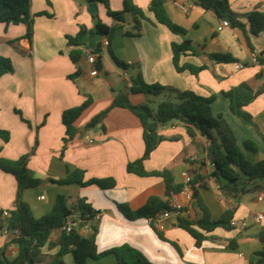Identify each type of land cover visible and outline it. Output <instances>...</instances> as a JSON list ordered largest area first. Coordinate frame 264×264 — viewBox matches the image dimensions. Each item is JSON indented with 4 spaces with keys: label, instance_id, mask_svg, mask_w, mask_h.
Instances as JSON below:
<instances>
[{
    "label": "crops",
    "instance_id": "crops-1",
    "mask_svg": "<svg viewBox=\"0 0 264 264\" xmlns=\"http://www.w3.org/2000/svg\"><path fill=\"white\" fill-rule=\"evenodd\" d=\"M115 11L123 9V0H108ZM146 12L151 22L143 23L141 37L124 35L125 40L105 47L104 37L92 36L96 20L88 10V4L80 0H31V11L35 18L32 44L26 38L25 25L0 23V56L9 58L14 72L0 78V129L10 132V140L0 139V158L19 160L28 156L27 169L32 178L42 180L34 188L25 189L22 200L27 202L35 216L49 214L59 194L68 198L69 206L79 199H85L94 210L102 212L96 237L99 252H105L122 245L139 250L155 264H249L255 254L263 249L255 238L264 229V201L259 193L264 182H255L260 187L238 199L224 196L214 178L210 177L212 165L198 164L205 160L206 138L197 136L194 140L181 123H170L161 128L165 137L150 158L144 162L149 173L170 170L175 184L182 185L183 175L198 170L207 176L206 188H200V196L213 220L219 219L228 209H236L234 230L217 228L208 234L202 248L178 226L176 214L161 220L158 228L167 239L159 238L150 219L130 221L120 212L117 204H127L137 210L150 197L157 196L172 204H181L186 216L200 219L201 212L181 194L171 198L166 195V183L159 176H137L129 174L127 164L142 158L145 152L143 128L140 120L129 110L116 108L109 112L103 123L94 129L85 126L102 111L109 108L117 92L124 91L112 85L111 92L102 94L99 90L101 71L104 70L103 53L113 48L115 56L129 65L124 70L128 79L142 75L147 83H159L181 91L190 90L204 97L216 95L212 104L215 115L221 114L233 131L243 154L252 162L264 159V93L255 98L247 107L255 126L244 123L231 110L230 100L224 96L233 88L247 84L253 90L264 88V75L251 61L252 55L264 57V31L253 35L249 16L255 11L264 13V0H228L230 10L243 27H224L222 19L214 10H205L191 0H166L165 7L172 20L187 30V36L175 35L162 25H154L152 13L148 11L151 0H133ZM184 6V9L181 8ZM103 3H98L100 20L111 26L113 21ZM85 34L79 39L78 49L95 52L101 49L102 70L91 77V65L83 57L74 64L69 56L72 49L67 37H77L81 29ZM134 40V42L127 41ZM191 40L199 52L230 54L236 62L215 63L204 55L185 56L181 63L197 66L208 65L198 75L189 72L178 73L172 61V43ZM252 45V47L249 45ZM243 64V68H238ZM133 68L135 73H129ZM80 70L74 80L69 79ZM98 85H97V84ZM128 85V84H127ZM128 89H130L128 87ZM127 89V90H128ZM92 104L77 119L74 126L79 134L64 150L66 127L62 121L65 110L80 106L88 98ZM102 98V99H101ZM151 96L143 93L130 95L133 104H146ZM103 127L105 129H103ZM95 141L89 145L84 136ZM178 137V140L173 138ZM247 140L255 142L257 152L245 148ZM85 171V180L114 178L116 187L101 189L95 185L82 187L77 184L57 185L50 180L67 177L69 172ZM19 198L16 178L0 168V210H14ZM263 216L256 222L257 216ZM0 218V252L9 261L19 255L17 240H8L3 233ZM246 222V226L241 223ZM63 228L54 230L41 248L47 260L60 250V235ZM84 234L86 232L84 231ZM87 235V234H86ZM237 240L235 248L228 247ZM177 244L178 249L172 245ZM69 264H76L72 255ZM86 264H118L114 255L97 260L89 259Z\"/></svg>",
    "mask_w": 264,
    "mask_h": 264
},
{
    "label": "trees",
    "instance_id": "trees-1",
    "mask_svg": "<svg viewBox=\"0 0 264 264\" xmlns=\"http://www.w3.org/2000/svg\"><path fill=\"white\" fill-rule=\"evenodd\" d=\"M97 3H103L108 11V15L116 21L115 25H107L103 23L99 15L93 14L96 25L90 31L92 36H101L107 38L111 43L116 28L123 27L128 24V29L124 32L127 37L138 38L142 35L143 23L151 22L147 17L143 8L136 5L133 0H123V9L121 11H111L108 0H94ZM197 6L205 10H215L220 19L226 20L235 27H243L238 22L230 10L228 0H191ZM166 0H151L148 11L152 13L154 25H162L175 35L187 36V30L175 23L170 17L165 7ZM38 15L31 11V0H0V23L7 25H25L27 28L26 38L32 44L34 35L35 18ZM250 30L253 35H259L264 31V13L255 11L249 16ZM82 28L77 37H67L68 45L76 47L72 49L69 56L74 64H77L83 57L84 51L78 49L81 44L79 39L85 34ZM249 45H252L249 42ZM172 61L175 70L178 73L189 72L192 75H198L202 71L208 69V65L197 66L191 63H181L185 56L204 55L215 63L236 62L230 54H217L199 52L193 45V42L184 39L181 43H172ZM110 54L114 62L123 69H128L129 65L120 61L109 48ZM101 59V49L95 52ZM264 56V54H263ZM14 72V67L9 58L0 56V78L5 74ZM80 70L76 74L70 76L69 79L74 80L75 76L80 75ZM133 86L125 91L116 93L114 100L109 108L102 111L94 117L86 126V129H94L98 124L103 123L109 112L116 108L127 109L131 111L141 122L143 128V141L145 144V152L142 158L129 162L127 164V172L141 177L159 176L165 180L166 195L171 198L175 194H179L183 185L175 184L173 173L166 169L160 172L149 173L145 170L144 162L150 158L151 154L157 149L159 144L165 140L160 130L164 126L178 122L185 126L188 135L194 140L198 135L204 137L209 142L205 148V160L197 161L198 164H206L208 161L213 171L210 177L214 178L218 184L219 190L224 196L239 198L241 195L248 194L260 187L254 186L255 182H264V159L258 162L250 161L241 151L237 139L221 114L215 115L212 110V104L216 100V95L204 97L197 93L185 90L181 91L159 83H147L141 74L132 79ZM143 93L147 96L165 95L167 99L162 101L156 110L152 109L148 104H133L130 95ZM264 93L261 87L253 90L247 84H241L228 92H224V96L230 100L232 112L240 118L244 123L255 126L252 115L247 112L246 107L259 95ZM92 104L89 97L80 106L65 110L62 115L63 124L66 127V136L64 138V150L79 134L74 126L77 119ZM103 129H105L103 127ZM10 132L0 129V139L4 142L10 140ZM264 139V137H263ZM178 140V137L173 138ZM245 148L252 152H257L258 147L255 142L247 140ZM28 156L19 160H7L0 158V168L12 174L19 187V198L14 210L10 212V216L4 217L3 210H0V218H2V227L8 225L10 228L18 229L20 237L19 255L9 261L2 257L0 252V264H66L64 257L72 255L76 264H86L89 259L97 260L106 255H114L118 264H154L145 257L139 250L130 245H122L105 252H99L96 242L99 223L93 225V233L84 234L86 221L93 220L98 212L94 210L85 199H79L75 205L69 206L68 198L59 194L52 211L40 218H35L30 205L22 200V193L25 189L37 187L42 180L32 178L27 169ZM193 179L191 183L193 191V206L197 208L202 217L200 219H192L186 216L185 209L177 216L179 228L186 231L195 240L196 246L202 248L204 241L210 239L208 234L217 228L227 231L235 229L232 225L236 209H228L223 215L213 220L209 210L205 207L200 196V188H206L207 176H203L198 170H193ZM57 185L77 184L82 187L95 185L101 189H113L116 187L114 178L106 179H90L85 180V171L75 170L69 172L67 177L59 180H50ZM120 212L130 221L139 219H150L153 229L156 231L160 239L167 241L163 233L157 228L155 219L162 213L172 208L169 202L163 201L160 197L152 196L149 198L145 206L133 210L127 204H117ZM79 213L81 216V228H74L71 232L63 230L60 235L59 252L45 260L41 253V248L45 241L49 238L54 230L63 228L69 216ZM255 238L262 244L263 249L255 254L249 264H264V229L257 232ZM178 249L177 244L171 242ZM237 240L230 241L228 247L235 248ZM179 250V249H178Z\"/></svg>",
    "mask_w": 264,
    "mask_h": 264
},
{
    "label": "built area",
    "instance_id": "built-area-1",
    "mask_svg": "<svg viewBox=\"0 0 264 264\" xmlns=\"http://www.w3.org/2000/svg\"><path fill=\"white\" fill-rule=\"evenodd\" d=\"M181 8L184 9V6H181ZM222 25L224 27H228L230 26V23L226 20L222 21ZM105 47H109L110 42L107 38H105L104 42H103ZM84 51V57L86 58L87 62L92 66L91 70L89 72V75L91 77H96L99 75V71L96 69V62L99 58L98 54L94 53L93 51H89L87 49H83ZM251 61L254 65H256L257 67H259V69L261 70L262 74L264 75V57H261L257 54H253ZM238 68H243L244 65L243 64H238L237 65ZM125 77H128L127 73L125 72ZM128 87L131 88L133 86V81L132 79H128L127 81ZM84 141L85 143L92 145L95 143L94 139L88 135L84 136ZM192 179H193V174H192V170L188 171L186 173H184L183 175V189L182 191L179 193L181 195H183L187 200H189L190 202L193 203V191H192V187H191V183H192ZM259 199L264 201V190H262L259 193ZM172 208V212L166 211L162 214H160L156 219H155V224L157 226V228H161V220L162 219H168L171 218V216L173 214H176V218L177 216L182 212V210L184 209V207L181 204H172L170 205ZM12 210H5L3 211V216L4 217H8L10 216V212ZM102 218V212L98 211L93 220L90 221H86L85 223V227H84V231L86 232L87 235H90L93 233V225L97 224L100 222ZM263 216L259 215L256 217V222H260L262 220ZM81 224H82V220H81V216L79 213L69 216L66 220V223L63 227V230H65L66 232H71L74 228H77L79 226V228H81ZM232 225L236 226L237 223L235 221L232 222ZM242 226H246V222L241 223ZM3 233L5 234V236L7 237L8 240H17L20 237V231L18 229H13L10 228L8 225H5L3 228ZM24 264H29L28 262L24 263Z\"/></svg>",
    "mask_w": 264,
    "mask_h": 264
},
{
    "label": "rangeland",
    "instance_id": "rangeland-1",
    "mask_svg": "<svg viewBox=\"0 0 264 264\" xmlns=\"http://www.w3.org/2000/svg\"><path fill=\"white\" fill-rule=\"evenodd\" d=\"M82 4H86V0H80ZM111 11H115V8H111ZM105 16L107 13L104 11ZM99 15V12L97 13ZM112 19V18H111ZM113 25L116 24V21L113 20ZM129 25L125 24L123 27H118L115 30L114 36H113V42L115 43L119 42V46L121 45V40H125L124 38V32L128 29ZM127 41L134 42V40H129ZM114 52V49H111ZM103 65H104V70L101 71V75L99 79H95L97 82H99V90L101 91L102 94L105 93H110L111 92V87L112 85H116L117 89H122V90H127L128 85L125 81V76H124V70L123 68L119 67L114 60L112 59V56L110 54L109 48H106L103 53ZM129 73H135L133 68H130ZM97 84V83H96ZM98 85V84H97ZM102 99V98H101ZM166 98L165 95L161 96H151V101L147 102L152 109L156 110L158 105L164 101ZM47 260V257L44 258ZM70 259H66V262L69 264ZM155 264V263H154Z\"/></svg>",
    "mask_w": 264,
    "mask_h": 264
},
{
    "label": "water",
    "instance_id": "water-1",
    "mask_svg": "<svg viewBox=\"0 0 264 264\" xmlns=\"http://www.w3.org/2000/svg\"><path fill=\"white\" fill-rule=\"evenodd\" d=\"M87 4H88V10L91 14H96L98 13V3L95 2L94 0H86ZM215 11V10H214ZM216 12V11H215ZM217 13V12H216ZM103 68L102 66V62L101 59L98 58L97 62H96V69L98 71H101ZM77 229H79V226L77 227ZM19 243V242H18Z\"/></svg>",
    "mask_w": 264,
    "mask_h": 264
}]
</instances>
